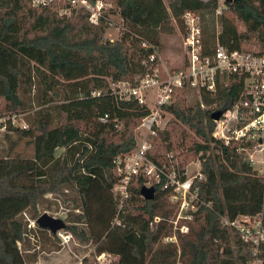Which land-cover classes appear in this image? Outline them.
<instances>
[{
	"label": "trees",
	"instance_id": "16d2710c",
	"mask_svg": "<svg viewBox=\"0 0 264 264\" xmlns=\"http://www.w3.org/2000/svg\"><path fill=\"white\" fill-rule=\"evenodd\" d=\"M222 1L219 29L205 34L203 28V45H211L216 37L229 48L264 53V0ZM109 2L122 26L115 40L102 37L107 24L102 12L91 22L82 8L58 14L55 1L34 6L29 0H0V114L21 109V76L29 81L35 73L45 90L59 98L56 106L64 115L54 124L50 112L41 109L27 127L13 125L9 118L3 123L9 147L0 155V264H26L19 243H24L28 231L20 213L34 209L44 193H62L63 188L74 191L71 200L79 209L63 216V221H69L63 228L80 241L95 243V253L114 255L112 264H247L255 256L264 262V239L253 253L251 244L221 221L222 216L232 220L246 214L258 216L264 226V172L257 171L242 150L251 142L224 144L211 135L210 113L230 106L241 88V77L234 73L219 74L215 91L200 89L191 103L185 100L188 89L175 88L164 106L171 126L158 128L149 137V158L183 178L182 161L174 164L172 153L165 154L171 150L172 133L178 134L173 143L180 145L188 131L194 136L187 149L198 154L204 177L193 179L198 199L186 221L187 230L171 227L174 205L167 200L168 188L152 182L153 198L139 196L146 180L141 173L130 179V196L119 213L120 223H111L116 212L111 193L113 159L134 147V129L147 108L133 97H118L109 83H133L142 74L151 46H159L157 34L170 28L169 14L180 22L182 12L194 10L203 20L201 10L209 7L213 14L218 1L171 0L169 11L162 0ZM236 20L243 29L237 28ZM251 38L255 45L245 46ZM64 80L67 89L58 84ZM103 113L107 116L102 121ZM22 138L33 145L30 157L10 152ZM57 149H61L58 154ZM37 229L54 236L46 228ZM172 231L175 241L161 240ZM81 262L97 264L87 256Z\"/></svg>",
	"mask_w": 264,
	"mask_h": 264
},
{
	"label": "built area",
	"instance_id": "2783aa9c",
	"mask_svg": "<svg viewBox=\"0 0 264 264\" xmlns=\"http://www.w3.org/2000/svg\"><path fill=\"white\" fill-rule=\"evenodd\" d=\"M34 6H49L52 1L57 4L58 14L69 15L72 9L82 8L88 12V20L96 22L101 14V0H29ZM217 11V9H216ZM182 23V59L177 69L162 68L163 77L157 65L158 49L151 46L147 57V66L142 74L134 77L133 83L127 80H117L109 83L110 89L118 97H133L138 104L144 105L147 112L140 118L134 129L135 145L129 151L118 154L113 159V176L111 193L116 201V212L111 221L119 224V213L124 207L125 200L130 196V179L141 173L145 177L143 184L152 185L159 182L161 188H168L167 200L174 205V213L169 220L172 229L180 232L187 230L186 221L191 219V210L195 209L197 201V186L193 179H203L199 168L190 175L180 178L173 169L167 171L165 165H157L147 155L151 148L150 136L156 134V129L162 128L168 119L164 106L172 99L175 88L193 89L199 93L204 89L213 93L216 88L217 76L221 73H234L241 77V88L236 100L220 111L218 118L213 119L211 135L224 144L230 141H249L252 148L259 153V172H264V53L253 52L249 49L229 48L221 44L215 37L211 45L204 46L202 41L201 19L197 11L186 10L181 14ZM147 47L148 44L142 43ZM154 87L155 92L148 102L147 91ZM106 113L99 116L106 119ZM165 119V120H164ZM248 161L253 162L252 153L248 152ZM170 156V153L167 154ZM164 177L161 181V177ZM140 196V194H139ZM141 197V196H140ZM61 213L62 219L66 209ZM21 218L27 228V236L31 239L38 237L36 217L32 218L26 210H22ZM53 216V215H52ZM157 217H154L156 220ZM224 224L233 226L244 241L251 244L253 253L259 249V242L264 239V226L258 216L241 214L228 220L222 216ZM61 246L68 245L71 233L64 228L54 232ZM162 241H175L172 231L162 237ZM247 264H264L256 256Z\"/></svg>",
	"mask_w": 264,
	"mask_h": 264
},
{
	"label": "rangeland",
	"instance_id": "374dc122",
	"mask_svg": "<svg viewBox=\"0 0 264 264\" xmlns=\"http://www.w3.org/2000/svg\"><path fill=\"white\" fill-rule=\"evenodd\" d=\"M167 11H169L168 3L171 0H162ZM218 5L211 14L210 8L206 7L201 10L203 13V20L201 18V31L202 34L209 33L212 30L216 33L219 29V19L218 14L220 8L223 6L222 0H217ZM102 13L106 17V27L103 30L102 37L103 39L115 40L118 38L121 26V20L114 8L113 4L109 0H102ZM109 9V11H108ZM236 26L239 30L243 29V24L241 21L236 20ZM168 24L170 25L167 30L160 31L157 34V39L159 41L158 56H157V65L159 68L166 67L168 69H173L181 65L182 59V27L181 21L174 18L169 14ZM204 28V31H203ZM203 36V35H202ZM245 46H254L255 40L253 38L250 41L244 42ZM29 66L33 67V63L29 62ZM33 73V71H32ZM62 89H67L65 80L61 83H58ZM154 87L150 88L147 91V99L150 102L152 95L154 94ZM197 91L193 89H188L186 93V103H191L195 97ZM18 94L22 100L21 109L15 113L8 115L6 113L0 114V155L5 154L8 151V141L3 136L4 126L6 119H10V123L20 127L29 126L35 121L38 110H47L50 112L52 123H57L63 119L64 115L57 108L56 104L59 101V98L54 96L51 91H46L44 84L40 77L35 73L33 77L27 81L21 76V80L18 86ZM168 114V119H169ZM168 119L164 123L163 127L171 126V123L168 122ZM165 120V119H164ZM5 121V122H4ZM11 134V138H14V134L8 131ZM178 134L172 133L170 139L172 141L171 150L167 151V154L172 153L173 159L172 163L176 164L177 162L182 161L183 169L185 175H190L199 168L200 159L197 157L198 154L192 153L191 150L187 149L189 145V139L194 138V136L188 131V134L185 137V143L180 145L176 144L175 139H177ZM174 139V140H173ZM61 149L56 150L58 154ZM12 154H18L20 157H30L33 152V145L31 142H25V138H22L17 142V144L10 151ZM248 152L252 153L253 162H250L251 165L257 169L260 166L259 163V153L252 150V148H247L244 150V157L248 159ZM258 171V170H257ZM148 185V184H144ZM76 196L72 189H62L60 192H47L40 196L35 204L34 209L30 211L27 210V213L30 217L35 218L38 214L45 211L46 213L53 215L55 217H62V210L64 207L66 213L68 212H78L79 209L74 207V203L71 198ZM168 199V198H167ZM35 210V212H34ZM69 222L67 221H64ZM68 230V229H67ZM69 231V230H68ZM70 232V231H69ZM71 233V232H70ZM38 237L34 239L29 238L25 235L24 243L20 245L21 253L24 257L26 264H82V258L84 256L93 258L97 264H112L115 256L110 255L107 252L95 253L94 247L95 243L88 240L87 242L80 241L77 237L72 236L68 245L61 246L59 240L54 238L55 236H49L47 233L37 229ZM72 235V234H71ZM178 264V262L176 263Z\"/></svg>",
	"mask_w": 264,
	"mask_h": 264
},
{
	"label": "water",
	"instance_id": "95a60500",
	"mask_svg": "<svg viewBox=\"0 0 264 264\" xmlns=\"http://www.w3.org/2000/svg\"><path fill=\"white\" fill-rule=\"evenodd\" d=\"M224 1H231V0H224ZM221 110H214L210 113L211 119L218 118ZM138 193L141 197L145 199H152L154 195V187L153 185H144L142 184L139 189ZM36 223L38 227L46 228L51 233H54L57 229L63 228L65 223L61 217L52 216L45 211L41 212L36 216Z\"/></svg>",
	"mask_w": 264,
	"mask_h": 264
}]
</instances>
